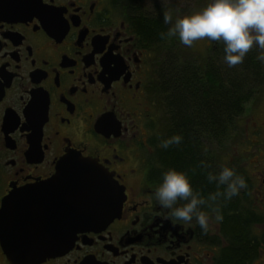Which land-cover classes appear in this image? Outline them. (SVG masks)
Wrapping results in <instances>:
<instances>
[{
    "label": "flooded vegetation",
    "instance_id": "obj_1",
    "mask_svg": "<svg viewBox=\"0 0 264 264\" xmlns=\"http://www.w3.org/2000/svg\"><path fill=\"white\" fill-rule=\"evenodd\" d=\"M192 5L0 0V207L12 191L50 179L63 159L77 155L96 161L124 195L117 217L77 233L71 249L40 264H264V153L255 164L201 159L206 175L186 172L194 189L213 188L201 195L203 210L222 213L207 232L195 219L177 221L154 196L172 168L169 161L162 168L157 150L159 120L163 109L170 118L165 104L172 94V64L164 61L173 48L161 37L170 27L163 16L175 20L199 11L204 0ZM177 66H197L188 73L203 76L200 64ZM201 82L197 78L203 91ZM223 167L233 168L247 186L231 199L209 200L224 186L210 183L208 173ZM0 264H9L1 246Z\"/></svg>",
    "mask_w": 264,
    "mask_h": 264
},
{
    "label": "water",
    "instance_id": "obj_2",
    "mask_svg": "<svg viewBox=\"0 0 264 264\" xmlns=\"http://www.w3.org/2000/svg\"><path fill=\"white\" fill-rule=\"evenodd\" d=\"M123 199V190L96 161L66 157L50 179L3 198L1 249L9 264H40L63 255L77 233L117 217Z\"/></svg>",
    "mask_w": 264,
    "mask_h": 264
},
{
    "label": "trees",
    "instance_id": "obj_3",
    "mask_svg": "<svg viewBox=\"0 0 264 264\" xmlns=\"http://www.w3.org/2000/svg\"><path fill=\"white\" fill-rule=\"evenodd\" d=\"M175 49L164 61L172 64L168 70L171 75H167L168 79L171 78L167 85L171 86L172 94L165 104L170 110L167 126L171 129L166 130L159 144L173 134H181L183 139L179 145H170L167 149L160 146L158 159L162 168L169 161L177 170L194 176L206 175L197 161L212 159V146H222L231 137L243 136L245 139L243 131H239L238 119L245 105L264 87V66L256 51L251 50L243 63L229 67L224 61L220 42H216L203 57L186 56L181 53V48ZM179 64H200L203 76L188 73L190 70L196 73L199 67H179ZM165 78L163 75L162 84H166L168 79ZM197 78L202 80L203 91L197 86ZM194 180L198 185V180ZM204 186H196L195 190L203 196L213 191V188Z\"/></svg>",
    "mask_w": 264,
    "mask_h": 264
},
{
    "label": "clouds",
    "instance_id": "obj_4",
    "mask_svg": "<svg viewBox=\"0 0 264 264\" xmlns=\"http://www.w3.org/2000/svg\"><path fill=\"white\" fill-rule=\"evenodd\" d=\"M163 21L170 27L166 33H161L162 38L178 37L187 47L204 39L222 43L224 61L229 67L243 63L254 46L264 49V0H209L199 11L180 15L175 20L171 14H165ZM182 139L181 134H173L163 139L160 146L167 149L170 145H179ZM201 166L207 167V164L201 161ZM207 179L224 186L223 192L209 195L208 199L212 201L221 196L225 200L231 199L247 186L244 177L230 167H223L218 173L209 172ZM154 196L158 205L165 212L170 211L177 221L191 224L195 219L204 232L209 230L210 220L214 218L219 222L223 219L219 208L212 209L214 216L203 210L205 198L193 188L188 175L175 168L162 174Z\"/></svg>",
    "mask_w": 264,
    "mask_h": 264
},
{
    "label": "rangeland",
    "instance_id": "obj_5",
    "mask_svg": "<svg viewBox=\"0 0 264 264\" xmlns=\"http://www.w3.org/2000/svg\"><path fill=\"white\" fill-rule=\"evenodd\" d=\"M208 2L209 0H204V6ZM191 6H193L192 0H188V8L191 9ZM165 45L167 47L171 45L173 50L175 47L177 50L181 48V53L186 56L192 54L203 57L209 53L210 48L215 43L211 44L207 39H204L195 41L191 47H187L179 42L178 37H172L166 40ZM251 50L256 51L258 59L264 66V59L260 58L264 57V49H259L254 46ZM163 113L159 120V136L157 138H161L165 134L168 125V118L165 115L164 109ZM238 126L239 131H243L245 139H243V136L231 137L222 146L216 145V147L213 148L212 146V149H210L211 154L221 160V165H225L229 160L234 159H241L242 161L244 160V163L249 161L255 164L260 154L264 153V87L245 105L243 113L238 119ZM255 126L257 129H255ZM253 136L256 139L254 141L255 143L251 144ZM211 145L208 146L211 147ZM245 148L249 150L246 152Z\"/></svg>",
    "mask_w": 264,
    "mask_h": 264
}]
</instances>
